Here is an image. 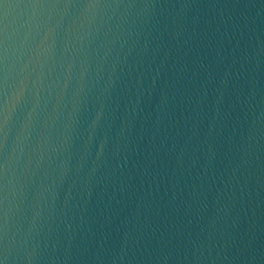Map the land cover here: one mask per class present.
<instances>
[{"label":"water","instance_id":"water-1","mask_svg":"<svg viewBox=\"0 0 264 264\" xmlns=\"http://www.w3.org/2000/svg\"><path fill=\"white\" fill-rule=\"evenodd\" d=\"M0 264H264V0H0Z\"/></svg>","mask_w":264,"mask_h":264}]
</instances>
